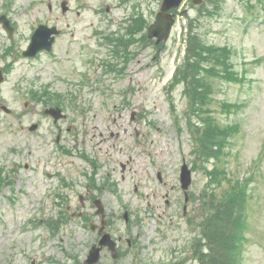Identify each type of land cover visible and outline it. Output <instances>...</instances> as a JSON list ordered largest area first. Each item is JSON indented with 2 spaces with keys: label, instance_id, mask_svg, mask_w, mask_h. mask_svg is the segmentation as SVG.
Instances as JSON below:
<instances>
[{
  "label": "rangeland",
  "instance_id": "374dc122",
  "mask_svg": "<svg viewBox=\"0 0 264 264\" xmlns=\"http://www.w3.org/2000/svg\"><path fill=\"white\" fill-rule=\"evenodd\" d=\"M160 4L0 0L14 26L10 40L0 25V264H81L98 239L90 197L122 238L119 257L103 249L97 264H200L204 203L226 179L245 190L235 264H264V0H186L159 44L145 28L116 46L105 38L132 15L151 22ZM39 23L60 33L49 52L24 56ZM57 102L65 117L53 122L43 109ZM208 118L219 159L197 146Z\"/></svg>",
  "mask_w": 264,
  "mask_h": 264
},
{
  "label": "trees",
  "instance_id": "16d2710c",
  "mask_svg": "<svg viewBox=\"0 0 264 264\" xmlns=\"http://www.w3.org/2000/svg\"><path fill=\"white\" fill-rule=\"evenodd\" d=\"M145 25L146 22L143 16H136L132 26L133 31L125 32L121 37L122 41L130 40L132 34L136 31L141 32ZM144 37L142 38L147 40ZM190 79L193 80L192 78ZM182 80L186 79L183 77ZM201 84L202 81L199 82V85ZM198 96L195 95V101L199 102L198 110L193 111L197 114L203 112L201 106L206 102V95L202 90L198 93ZM58 102H61V99H58ZM58 102L56 104H59ZM204 122L207 127L204 123V133H202L200 138H197V146L203 152V155L208 156L206 157L207 159L211 156L219 159L220 154H222L223 142H221L218 134L211 127L212 119H204ZM226 181L228 186L224 188L225 191L223 192L225 193L221 190L219 195L215 197L216 194L211 192L209 201L204 203V210L206 208L208 210L206 214L205 212L203 213L205 217L203 222L200 223L201 237L194 241L198 248L201 246L199 249H195V255L197 257L198 254L197 258L200 264H235V252L236 248L239 247V238L244 226L242 220L245 190L243 188L239 189L237 186L231 187L230 179H226ZM2 182L3 177L0 174V186ZM217 183L222 185V181ZM209 205L210 207H207Z\"/></svg>",
  "mask_w": 264,
  "mask_h": 264
},
{
  "label": "water",
  "instance_id": "95a60500",
  "mask_svg": "<svg viewBox=\"0 0 264 264\" xmlns=\"http://www.w3.org/2000/svg\"><path fill=\"white\" fill-rule=\"evenodd\" d=\"M181 0H161V5L159 11L154 16V21L148 26V36L149 37H156V42L160 40L167 39L171 26L174 22L173 14L169 13V9L175 7L179 4ZM63 9L65 10L66 7L64 6V2L62 3ZM0 22H2L3 27L8 32V35L12 37L13 27L10 26L8 19L5 15L0 16ZM56 27H48L44 24L38 25L35 29L34 33L31 36V40L27 50L23 52L26 56H34L37 51L41 49L50 50L52 42L54 40V34L57 33ZM2 76L0 75V80ZM45 112L50 113L54 116L55 119H58L62 116L61 110L57 107L47 108ZM34 128V126H32ZM181 182L182 187L187 188L190 182V171L187 168L186 164H183L181 168ZM98 205L97 213L101 214V226L99 227V234L103 231L105 220H104V209L103 206L96 201ZM126 217V215H125ZM96 225L91 224V229H95ZM115 241L111 238L109 233H104L100 237L98 244H94L89 249L86 258L83 260L81 264H95L100 257V251L104 246H107L111 251V255L113 258L117 257L118 252L115 247Z\"/></svg>",
  "mask_w": 264,
  "mask_h": 264
},
{
  "label": "flooded vegetation",
  "instance_id": "af4514ba",
  "mask_svg": "<svg viewBox=\"0 0 264 264\" xmlns=\"http://www.w3.org/2000/svg\"><path fill=\"white\" fill-rule=\"evenodd\" d=\"M114 48V47H113ZM121 49H119L118 51L115 49V50H113V52L117 55V54H120L121 53V51H120ZM93 180H92V178H91V176L89 175V181L87 182V184H86V187L87 188H90V187H96L95 186V184H93ZM88 194V193H87ZM97 198V197H96ZM78 199H79V201H80V203H82L81 205L84 207L85 206V201L88 199V195H86V196H83V195H79L78 196ZM89 200H91L92 201V203H93V201L95 200V197H90V199ZM80 212V216L82 217V216H84V212L82 211V213H81V211H79ZM78 212V213H79ZM90 220V219H89ZM120 240H121V237H120ZM128 245H131V242H129L128 243Z\"/></svg>",
  "mask_w": 264,
  "mask_h": 264
}]
</instances>
